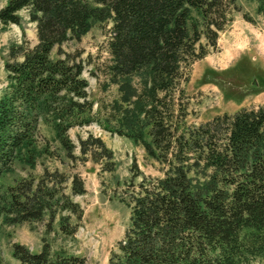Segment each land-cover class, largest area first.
<instances>
[{"label": "trees", "instance_id": "16d2710c", "mask_svg": "<svg viewBox=\"0 0 264 264\" xmlns=\"http://www.w3.org/2000/svg\"><path fill=\"white\" fill-rule=\"evenodd\" d=\"M237 1L0 0V24L19 25L26 11L35 36L11 46L4 63L0 222L40 224L51 233L57 221L63 235L76 233L83 210L74 197L86 190L73 168L44 167L6 187L2 180L17 165L35 169L43 157L62 162L43 127L65 159H90L100 175L113 176V153L100 138L87 135L75 146L68 136L96 124L142 147L156 173L133 162L118 185L128 222L108 264H264V107L195 123L186 92L190 67L217 50L218 35L240 11ZM252 1L264 16V0ZM103 23L107 61L96 78L104 95L114 93L92 101L79 53L64 46ZM11 257L17 264H87L48 244L36 253L13 245Z\"/></svg>", "mask_w": 264, "mask_h": 264}, {"label": "rangeland", "instance_id": "374dc122", "mask_svg": "<svg viewBox=\"0 0 264 264\" xmlns=\"http://www.w3.org/2000/svg\"><path fill=\"white\" fill-rule=\"evenodd\" d=\"M4 3H0L2 6ZM239 12L232 15L228 28L218 35L217 50L208 54L190 67L186 92L192 97L194 116L191 122L199 123L222 113H233L241 108L264 107V16L256 13L252 0H238ZM19 25L0 24V96L6 86L4 63L8 50L23 40L33 43L34 25L30 24L27 12L19 14ZM247 19V20H246ZM108 27L95 24L79 42L65 44V50L79 53L83 62V79L88 84V94L92 101L107 98L100 89L101 79L96 78V68L107 61L105 44ZM40 134L49 141L50 147L61 158V163L53 158H41L30 170L19 165L14 172L6 175L2 186L28 174L38 177L42 169L57 168L79 174L86 193L74 197L83 210L81 222L72 236L63 235L57 228V221L51 233H46L40 224L9 225L0 222V250L6 264H17L12 259V246L21 245L36 253L42 244H48L52 252L82 257L87 264H108V257L115 244L123 237L128 222V209L119 201L118 185L129 177V168L135 162L147 174H156L145 159L142 147L129 140L102 130L96 124L74 128L68 132L71 142L77 146V139L87 135L100 138L112 151L116 165L113 176L100 175L99 166L90 159L70 162L65 159L59 144L50 129L41 128ZM74 155H79L74 150ZM74 222L71 219L70 223Z\"/></svg>", "mask_w": 264, "mask_h": 264}]
</instances>
